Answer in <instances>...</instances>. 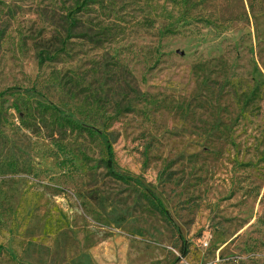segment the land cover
Returning <instances> with one entry per match:
<instances>
[{"label":"rangeland","instance_id":"1","mask_svg":"<svg viewBox=\"0 0 264 264\" xmlns=\"http://www.w3.org/2000/svg\"><path fill=\"white\" fill-rule=\"evenodd\" d=\"M75 2L0 0V264H264V0Z\"/></svg>","mask_w":264,"mask_h":264},{"label":"trees","instance_id":"2","mask_svg":"<svg viewBox=\"0 0 264 264\" xmlns=\"http://www.w3.org/2000/svg\"><path fill=\"white\" fill-rule=\"evenodd\" d=\"M95 2L96 0H76L74 7H72L71 11L69 12L70 24L68 27V33L73 31V29L75 28V15L86 11L88 7L94 4ZM69 36L71 35L69 34ZM44 59L47 58L42 55L39 61L40 66L43 64ZM12 107L18 114H20L22 111L29 112L31 109H36L43 114H49L52 120V124L58 129H67L72 133H76L77 135H82L91 140L99 141L104 152L103 166L108 176L124 184L137 182L132 178L127 177L115 170L114 150L107 134L100 133L99 131L94 130L93 128H89L82 122L73 119L71 116L61 113L56 106L37 100H31L30 97H22L17 99L16 103H14ZM2 108L3 105L2 102H0V121L2 119ZM120 111L121 110L118 109L116 115H119ZM79 113L80 116L84 117V119L90 117V113L87 110H80ZM143 197L147 200L148 204L152 207V209L155 210L161 217L169 219L168 211L164 208L162 202L157 198V196L153 192L147 190V193L143 194ZM186 254L187 248L183 250V255L185 256ZM74 264H88V256H79L78 259L74 262Z\"/></svg>","mask_w":264,"mask_h":264},{"label":"built area","instance_id":"3","mask_svg":"<svg viewBox=\"0 0 264 264\" xmlns=\"http://www.w3.org/2000/svg\"><path fill=\"white\" fill-rule=\"evenodd\" d=\"M213 264V263H212Z\"/></svg>","mask_w":264,"mask_h":264}]
</instances>
